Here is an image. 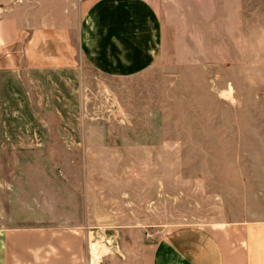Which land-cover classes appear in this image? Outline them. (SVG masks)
I'll return each mask as SVG.
<instances>
[{
  "label": "crops",
  "instance_id": "0c3cea01",
  "mask_svg": "<svg viewBox=\"0 0 264 264\" xmlns=\"http://www.w3.org/2000/svg\"><path fill=\"white\" fill-rule=\"evenodd\" d=\"M251 39L264 44V0H0V264H91L76 227L103 218L86 157L106 143L84 114V62L115 78L214 73L233 51L248 59ZM255 178H227L241 191L220 217L147 238L130 229L98 264H264Z\"/></svg>",
  "mask_w": 264,
  "mask_h": 264
},
{
  "label": "rangeland",
  "instance_id": "374dc122",
  "mask_svg": "<svg viewBox=\"0 0 264 264\" xmlns=\"http://www.w3.org/2000/svg\"><path fill=\"white\" fill-rule=\"evenodd\" d=\"M256 19L255 12L250 27L255 39ZM260 48L264 44L251 39L248 59L233 51V58L212 69L216 72L198 75L165 74L154 66L115 78L83 63L84 114L89 129L102 133L100 142L106 143L86 157L87 174L104 193L99 203L103 218L76 227L86 231L87 243L96 241V248L103 239H128L130 229L147 238L218 218L227 202L240 196L241 187L227 186V178L240 182L264 176ZM226 62L233 65L226 67ZM57 157L61 163L82 161L76 155ZM69 173L77 177L81 172L72 168ZM100 248L104 260L108 249Z\"/></svg>",
  "mask_w": 264,
  "mask_h": 264
},
{
  "label": "built area",
  "instance_id": "2783aa9c",
  "mask_svg": "<svg viewBox=\"0 0 264 264\" xmlns=\"http://www.w3.org/2000/svg\"><path fill=\"white\" fill-rule=\"evenodd\" d=\"M100 229H102V228H100ZM90 232H93V231H88V233H90ZM90 241V239H88V242ZM96 244V241L94 242V243H92L91 245H90V254H91V264H98L101 260H102V254H100L99 255V250H101V246L102 245H104L108 250H107V252H106V255L107 254H112L113 252H114V250L117 248V242H110L109 241V239H103V242L99 245L98 244V246L96 247V248H94V246L93 245H95ZM94 248V253H92V249Z\"/></svg>",
  "mask_w": 264,
  "mask_h": 264
}]
</instances>
